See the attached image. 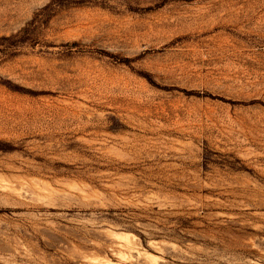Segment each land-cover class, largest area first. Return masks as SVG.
<instances>
[{
  "label": "rangeland",
  "instance_id": "obj_1",
  "mask_svg": "<svg viewBox=\"0 0 264 264\" xmlns=\"http://www.w3.org/2000/svg\"><path fill=\"white\" fill-rule=\"evenodd\" d=\"M0 264H264V0H0Z\"/></svg>",
  "mask_w": 264,
  "mask_h": 264
}]
</instances>
